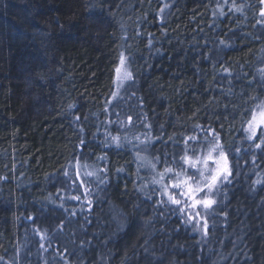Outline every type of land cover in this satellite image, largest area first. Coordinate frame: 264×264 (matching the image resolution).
Masks as SVG:
<instances>
[{"label":"trees","instance_id":"16d2710c","mask_svg":"<svg viewBox=\"0 0 264 264\" xmlns=\"http://www.w3.org/2000/svg\"><path fill=\"white\" fill-rule=\"evenodd\" d=\"M236 5L242 11H229L231 0H0V264H64L65 247L69 264H264V158L255 167L244 154L243 109L232 107L242 92L257 95L246 85L264 69L263 4ZM121 51L134 84L109 105ZM196 124L216 128L242 156L203 239L178 215L154 212L158 197L145 195L153 157L176 147L163 141L202 138ZM117 135L124 147H105ZM75 157L91 211L70 199L83 191L63 175L74 174ZM81 240L91 243L81 249Z\"/></svg>","mask_w":264,"mask_h":264},{"label":"snow or ice","instance_id":"6c2138e0","mask_svg":"<svg viewBox=\"0 0 264 264\" xmlns=\"http://www.w3.org/2000/svg\"><path fill=\"white\" fill-rule=\"evenodd\" d=\"M224 3L228 4L229 0H224ZM260 3L264 4V0H260ZM169 7L170 5L168 3H164L162 7L159 8L158 16L161 22H163L165 9ZM243 7L244 5L237 6L236 0H231L229 11H242ZM220 15H226L222 8ZM259 15L264 18V8L260 10ZM262 22L264 21H257L258 24ZM137 35H140V33L137 32ZM149 36H151V34H149ZM125 39H127V37H125ZM256 39H259V37H256ZM220 43L228 46L223 40H221ZM147 47L150 49L153 47V40L151 38L148 40ZM131 62V57L126 56L125 53L121 51L119 65L115 69L117 73L116 87L111 92V98L106 102L107 104L111 105L114 99H123L121 91L127 92L128 88L134 84V76L129 67ZM224 72L231 75L227 68H224ZM125 81L130 82L127 87H125ZM253 84L256 85L257 95H248L245 99V94L242 92L240 98L243 100V104H233L232 107L234 110L237 107L243 109V111L239 113L241 117L240 131L242 133L243 142L248 144V147L245 148L243 152L245 155L250 154L251 163L255 167H259L257 164V157L260 156L264 158V69L259 71V78L254 77L253 80L248 81L246 86L252 87ZM227 94H231V89H229ZM132 95H135V93L133 92ZM139 103L142 107V98H140ZM118 106L117 104L116 107ZM225 107L227 108V105H225ZM107 110L106 108L105 111ZM114 115H116L117 121L121 126H127L125 121L120 119V113L115 112ZM77 119H79V117H77ZM127 119L130 123L132 121L131 115H129ZM233 119H235V116ZM109 123H116V121H109ZM146 127L151 128V125H146ZM160 127L162 130L163 125ZM193 128L194 130H201L203 133L202 138H198L197 135H188L184 137L181 142L169 136L167 141H163L165 145L171 141L176 147L171 153L164 152L163 158H161L160 155H155L153 157L154 162H151L150 165L154 173L151 180L153 188L151 194L145 193V195L149 200L152 199L153 195L158 197V199L153 202L154 212L163 209L161 212L162 216L167 213L178 215L182 225L186 227L191 225L192 231L200 233L203 239L208 236L209 218L216 216L217 210L223 206V201L227 199V185L233 183V179L235 178L233 169H238L240 167L239 160L242 159V156L240 155L241 149L239 147L232 148L229 146L227 149L225 148L224 144L221 143V132L216 128L211 126L205 128L203 125L199 124L194 125ZM220 129H223V125H220ZM137 139L139 138L137 137ZM124 140H127V138L125 137ZM155 140H162V136L148 139V142L153 143ZM80 145L86 146V141L81 139ZM113 146L118 149L124 147V142L121 140L120 136H111L110 142L105 144V147ZM134 147L136 146L134 145ZM230 155L232 156V161L229 160ZM136 156L137 159L143 160L139 152L136 153ZM74 159L76 163H70V167L75 169L74 174L70 175L66 168L63 175L71 190L80 191L83 189V191L80 195L71 196L70 199L80 201L82 209L86 204L88 211H91L90 181L81 178L79 168L77 167L80 164L81 157H75ZM97 159L103 160L105 157L102 156ZM158 164H163L164 167L161 170H157ZM84 166L87 167V165ZM139 167H144V164L141 163ZM100 171L104 172L106 175V168ZM120 171H123V169H117V172ZM94 175H96L95 172L84 173V177ZM236 175H239V172H237ZM97 179H99V177H97ZM99 182L104 183L105 180H99ZM255 183L260 184L261 181L257 180ZM146 187L147 185H144L138 190L144 191ZM221 196L223 199L218 203L217 198ZM81 197H83V199H81ZM171 205H176V207H171ZM61 207H63V205H61ZM65 211H67V209H65ZM70 215L75 216L76 212L73 211ZM224 215L225 217L227 216L226 211ZM29 219H31V217H29ZM85 219L87 220L86 217ZM193 221H195V223H193ZM212 227L213 229L216 227L215 219L212 220ZM57 230L63 232V221L57 225ZM41 238L44 240L48 239L47 234L45 233ZM90 243V241L86 242L81 240V249L87 247ZM41 248H44L43 244H41ZM46 250L47 249H45V251ZM145 251H147V249H145ZM64 252H68L66 247L63 249V252H58V255L64 260V264H69V261L64 256Z\"/></svg>","mask_w":264,"mask_h":264},{"label":"rangeland","instance_id":"374dc122","mask_svg":"<svg viewBox=\"0 0 264 264\" xmlns=\"http://www.w3.org/2000/svg\"><path fill=\"white\" fill-rule=\"evenodd\" d=\"M263 8H264V4H263ZM119 65V64H118ZM130 67V66H129ZM130 70H131V68H130ZM116 76H117V73H116ZM128 83V81H125V85ZM115 87H116V77H115ZM122 92V91H121ZM222 143V142H221ZM78 168H79V171H80V175H81V177H82V173H83V169H81V167L78 165L77 166Z\"/></svg>","mask_w":264,"mask_h":264}]
</instances>
